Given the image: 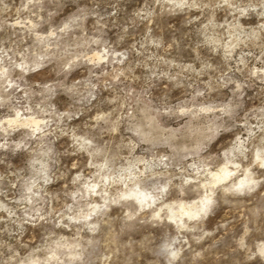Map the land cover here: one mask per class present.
Returning <instances> with one entry per match:
<instances>
[{
    "label": "rangeland",
    "instance_id": "1",
    "mask_svg": "<svg viewBox=\"0 0 264 264\" xmlns=\"http://www.w3.org/2000/svg\"><path fill=\"white\" fill-rule=\"evenodd\" d=\"M0 68V264H264V0H0Z\"/></svg>",
    "mask_w": 264,
    "mask_h": 264
},
{
    "label": "bare ground",
    "instance_id": "2",
    "mask_svg": "<svg viewBox=\"0 0 264 264\" xmlns=\"http://www.w3.org/2000/svg\"><path fill=\"white\" fill-rule=\"evenodd\" d=\"M101 57L98 55V58H101ZM21 117L22 116H20L19 113L16 112L14 114V117L13 118L11 117L7 121H8V123L9 122H11V123L15 122L16 125H17V123H19V125L21 124L23 126L24 125L28 126V124H33V125L37 126L39 121H40V120L34 119L32 117L25 118L26 117L25 115H24V119L21 118ZM256 153L257 152H255V154ZM256 156H257L258 159H260V161H262V163H264V155H260L259 153H257ZM239 167H240V164H239L238 161H235V160L231 159L230 157H227L226 163H224L217 171H209L208 174L211 176V178H209L210 180L209 179H207V180L209 181L210 184L214 185L216 183L224 182L225 180H227L229 178H232L233 176H237V178H238L237 185H239V186H243V185L248 184L249 182L253 181V178L250 177L248 174H246L247 173L246 172L247 168L241 169ZM240 170H243V172L245 173V175L243 177L242 176L239 177L237 175V172H239ZM209 190L211 191V188ZM132 194L137 198L136 200H139V201L142 200V199H145L147 197V195H148L146 192H143L141 189L132 191ZM209 201H211V196L208 194L207 196H205L204 201L202 200L200 202L201 203V205H200L201 207L197 206L196 204H192V205L190 204L189 205V203L187 204V203H184L183 201L179 202L178 205H177V208H175V211L171 210L172 211V215L170 216V219L174 220L173 222H176V223H180L181 222V224H182L183 223V216L191 217V218L192 217H196L202 207L208 206L207 204H209L208 203ZM262 250H264V248H262Z\"/></svg>",
    "mask_w": 264,
    "mask_h": 264
}]
</instances>
